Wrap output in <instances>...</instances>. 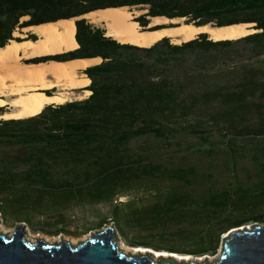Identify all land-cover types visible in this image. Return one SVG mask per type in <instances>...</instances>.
<instances>
[{"label": "trees", "instance_id": "1", "mask_svg": "<svg viewBox=\"0 0 264 264\" xmlns=\"http://www.w3.org/2000/svg\"><path fill=\"white\" fill-rule=\"evenodd\" d=\"M122 7L147 9L136 19L143 27L149 24L145 17H166L196 26L252 24L254 33L219 41L201 33L181 44L163 37L140 47L120 43L82 18ZM60 20H72L74 50L45 59H99L83 70L90 95L47 105L28 118L0 119V192L26 189L34 203L48 205L50 199L49 206L65 209L106 203L119 223L123 219L150 234L188 222L191 254L199 257L215 253L232 229L264 224V0H0V49L20 42L15 33L24 28ZM204 129L211 131L201 136L198 130ZM184 131L204 140L200 149L208 157L216 158L221 147L211 133L223 138L233 182L198 188L215 172L191 167L171 173L163 165L143 164L148 158L134 143L153 138L167 144ZM248 155L257 172L251 184L239 180L237 168ZM154 173L190 188L137 186ZM145 193L157 197L139 207ZM126 196L133 200L114 205Z\"/></svg>", "mask_w": 264, "mask_h": 264}, {"label": "rangeland", "instance_id": "2", "mask_svg": "<svg viewBox=\"0 0 264 264\" xmlns=\"http://www.w3.org/2000/svg\"><path fill=\"white\" fill-rule=\"evenodd\" d=\"M134 10L141 12V15L145 16L148 11L147 9ZM145 20L150 22L148 17H145ZM134 23L136 26L140 25L136 20ZM94 24L105 29L104 25L101 23ZM162 28H164V26H162ZM15 35L21 39H23L21 37L23 35H27L26 37L28 38L30 36H35L38 39L37 35L24 29L15 33ZM172 42L176 43L175 40H172ZM81 73H83V71H81ZM54 91H56V89H54ZM49 93L52 94L54 92ZM76 93L80 94L82 92L80 90H76ZM85 97H87V95L83 94V98ZM0 110H4V108H0ZM199 131L204 132L201 136H205V134L211 130L204 129L198 130V132ZM211 135L215 136V138L211 139V141L214 142L217 149L221 146L220 152L216 158L208 157L207 151H201L200 148L205 147L204 140L199 141L195 139L197 135H187L185 131L181 136L172 138L171 142L167 144L163 141L149 138L134 143V146L140 151V153L143 154L145 158H148L144 160L143 164L153 163L155 165H163L164 169L171 173L177 169H187L191 167H197L199 169L208 168L209 171L215 172V176L210 179V182L205 181L206 184H202L198 188H224L229 185L231 181L233 182L235 177L228 165L227 155L221 152V148L223 147L221 141L223 138L218 137L217 135L219 134L217 132L211 133ZM208 141H210L209 138ZM205 145L208 144L205 142ZM247 146L253 147L251 144H247ZM254 162V156L252 155H248L246 158L242 157L240 159L237 168L240 169V175H238V177L241 182L251 184L250 178L257 179ZM164 176L157 173H154L153 176L147 175L146 177L149 180L144 177L145 179L142 178L144 182L137 186H139V188H143L144 186H148L149 188H164L165 190L169 188H190L184 186L173 177L168 179ZM208 179V175H205V180ZM155 190L156 189H154V191ZM31 192L33 193L35 191ZM25 195L26 189L12 191L9 196H7V193L0 192V228L2 227V229L5 228L7 231H13L16 226H26L27 237H34L35 241L44 240L46 242H50L52 240L54 243H59L61 240H65L72 243L74 240L81 241L87 236L91 237L93 234L102 231L106 227H114V231L119 239V242H123L129 249H134L135 247L132 246L135 244H140L142 247H149L154 250L157 249L168 252L169 249H174L180 251V253L189 254L180 256H191L193 259H191L192 261H197L199 263L214 262L219 258L224 250V243L222 240L215 253H209L208 255L200 257L196 256V254H191V251L195 250V246H193L189 236L191 229L188 222L171 223L167 228H163L161 230L157 229L150 234L131 226L123 219L122 221L120 220L119 223L113 214V207L106 203H71L68 204V208L65 209L61 204L56 207L49 206L51 201L50 199L47 202L48 205L42 206L41 204L34 203L33 198L30 200L27 199ZM144 195L147 197L144 201H141V197L138 199L133 197L134 199L140 200L137 201V205L139 207L150 205L153 199L157 197L156 193H145ZM5 200L7 201L5 202ZM131 200H133L131 197H119L114 200V205L123 203L126 204ZM104 219H107L108 222L106 224L99 225ZM255 224L256 223H248L243 227L246 226L250 228ZM259 225L264 226V224ZM60 231L63 232L61 233ZM184 234L187 235V241H181ZM227 234L223 235V238ZM156 253L157 252H155V254Z\"/></svg>", "mask_w": 264, "mask_h": 264}, {"label": "bare ground", "instance_id": "3", "mask_svg": "<svg viewBox=\"0 0 264 264\" xmlns=\"http://www.w3.org/2000/svg\"><path fill=\"white\" fill-rule=\"evenodd\" d=\"M141 16V12L122 8H108L84 15L92 23H101L106 29V35L120 43L149 47L162 37L175 40L176 44L193 40L201 33H206L214 41L235 40L254 33L250 24H237L224 27L201 26L187 24L183 19H168L166 17L150 18L147 26H136L134 21ZM72 20H60L39 26L24 28L38 36L37 40H30L25 35L19 42L11 41L0 49V119L28 118L50 104H63L82 99L83 94L90 95L85 90L86 79L81 73L85 68L99 62V59H79L71 61L46 60L47 56H56L74 50V44L69 39ZM162 29H154L158 26ZM48 94L46 90H54ZM80 90L82 93H76ZM2 229V227H1ZM7 232L5 228L2 229ZM12 233V231H8ZM81 241H72L81 244ZM28 239L35 242L34 237ZM54 241H50L51 243ZM52 244V243H51ZM120 247L133 254L153 252L154 250L141 247L129 249L123 242ZM153 257H173L179 262H189L191 256H180L168 251H157ZM193 260V259H192ZM191 260V261H192Z\"/></svg>", "mask_w": 264, "mask_h": 264}, {"label": "water", "instance_id": "4", "mask_svg": "<svg viewBox=\"0 0 264 264\" xmlns=\"http://www.w3.org/2000/svg\"><path fill=\"white\" fill-rule=\"evenodd\" d=\"M223 243L222 254L212 263L179 262L172 256L155 259L154 252H126L110 227L76 245L65 240L33 242L27 237L26 226H16L12 233L0 228V264H264V226L232 229Z\"/></svg>", "mask_w": 264, "mask_h": 264}, {"label": "flooded vegetation", "instance_id": "5", "mask_svg": "<svg viewBox=\"0 0 264 264\" xmlns=\"http://www.w3.org/2000/svg\"><path fill=\"white\" fill-rule=\"evenodd\" d=\"M4 110H0V112H3ZM113 229H114V227H112ZM138 248H140V247H138ZM149 248V247H148ZM152 249V248H151ZM154 250V249H153ZM171 250V249H170ZM170 250H169V252H170ZM157 251H161V250H157V249H155L154 250V252H157ZM173 253H176V254H179V255H189V254H187V253H180V251H177V250H174V251H172ZM153 253V252H152ZM158 253V252H157Z\"/></svg>", "mask_w": 264, "mask_h": 264}, {"label": "crops", "instance_id": "6", "mask_svg": "<svg viewBox=\"0 0 264 264\" xmlns=\"http://www.w3.org/2000/svg\"><path fill=\"white\" fill-rule=\"evenodd\" d=\"M140 248H141V247H140ZM140 248H139V249H140Z\"/></svg>", "mask_w": 264, "mask_h": 264}, {"label": "clouds", "instance_id": "7", "mask_svg": "<svg viewBox=\"0 0 264 264\" xmlns=\"http://www.w3.org/2000/svg\"><path fill=\"white\" fill-rule=\"evenodd\" d=\"M155 253V252H154Z\"/></svg>", "mask_w": 264, "mask_h": 264}]
</instances>
